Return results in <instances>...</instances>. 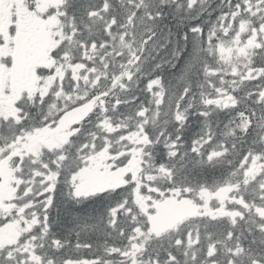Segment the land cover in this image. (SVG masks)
I'll return each mask as SVG.
<instances>
[{
	"label": "snow or ice",
	"instance_id": "6c2138e0",
	"mask_svg": "<svg viewBox=\"0 0 264 264\" xmlns=\"http://www.w3.org/2000/svg\"><path fill=\"white\" fill-rule=\"evenodd\" d=\"M0 264H264V0H0Z\"/></svg>",
	"mask_w": 264,
	"mask_h": 264
}]
</instances>
